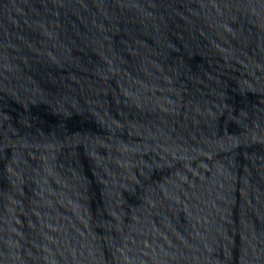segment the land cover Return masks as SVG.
<instances>
[{
  "label": "water",
  "instance_id": "water-1",
  "mask_svg": "<svg viewBox=\"0 0 264 264\" xmlns=\"http://www.w3.org/2000/svg\"><path fill=\"white\" fill-rule=\"evenodd\" d=\"M0 264H264V0H0Z\"/></svg>",
  "mask_w": 264,
  "mask_h": 264
}]
</instances>
